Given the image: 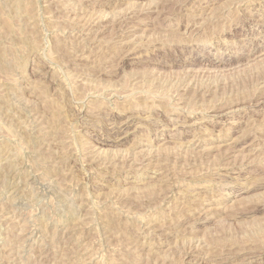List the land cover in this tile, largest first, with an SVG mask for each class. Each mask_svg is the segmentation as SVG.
Wrapping results in <instances>:
<instances>
[{"label":"rangeland","instance_id":"374dc122","mask_svg":"<svg viewBox=\"0 0 264 264\" xmlns=\"http://www.w3.org/2000/svg\"><path fill=\"white\" fill-rule=\"evenodd\" d=\"M0 264H264V0H0Z\"/></svg>","mask_w":264,"mask_h":264}]
</instances>
